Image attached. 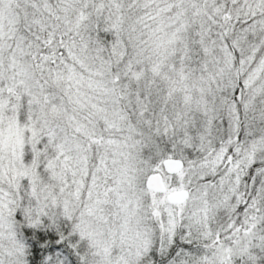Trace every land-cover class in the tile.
<instances>
[{"label": "snow or ice", "instance_id": "snow-or-ice-1", "mask_svg": "<svg viewBox=\"0 0 264 264\" xmlns=\"http://www.w3.org/2000/svg\"><path fill=\"white\" fill-rule=\"evenodd\" d=\"M0 264H264V0H0Z\"/></svg>", "mask_w": 264, "mask_h": 264}]
</instances>
